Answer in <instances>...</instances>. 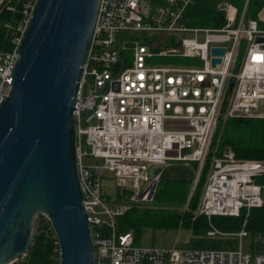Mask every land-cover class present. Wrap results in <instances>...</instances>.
<instances>
[{
  "label": "built area",
  "instance_id": "built-area-1",
  "mask_svg": "<svg viewBox=\"0 0 264 264\" xmlns=\"http://www.w3.org/2000/svg\"><path fill=\"white\" fill-rule=\"evenodd\" d=\"M192 1L98 0L72 113L93 264H264V253L244 252V227L229 234L209 222L264 206L257 183L264 162L237 160L231 151L211 162L196 215L207 221L206 238L234 237L233 249L140 247L131 232L116 231L122 209L104 197L108 177L114 191L150 202L160 176L152 168L199 162L221 119H264V29L258 20L220 29L189 27ZM35 3L0 0V102L9 93L16 49ZM231 10L227 6L230 24L236 14ZM133 33L137 37L126 42ZM211 48L225 50L215 68ZM153 59L167 61L151 64ZM85 157L100 164L85 165Z\"/></svg>",
  "mask_w": 264,
  "mask_h": 264
},
{
  "label": "water",
  "instance_id": "water-1",
  "mask_svg": "<svg viewBox=\"0 0 264 264\" xmlns=\"http://www.w3.org/2000/svg\"><path fill=\"white\" fill-rule=\"evenodd\" d=\"M97 4L36 0L16 49L0 102V264L26 254L37 216L50 225L57 264H93L72 113ZM224 52L210 49L211 68Z\"/></svg>",
  "mask_w": 264,
  "mask_h": 264
},
{
  "label": "trees",
  "instance_id": "trees-1",
  "mask_svg": "<svg viewBox=\"0 0 264 264\" xmlns=\"http://www.w3.org/2000/svg\"><path fill=\"white\" fill-rule=\"evenodd\" d=\"M159 0H153L158 2ZM264 0H193L186 10V19L189 27L203 29H220L225 25V7H232L247 20H257L258 13ZM260 25V24H259ZM1 38V37H0ZM243 46V45H242ZM240 62V57H239ZM226 122L225 125L222 124ZM220 125V126H219ZM222 130L216 140L219 142L213 160L221 156L222 149L229 148L237 160L264 162V119H221L218 126ZM210 168V167H209ZM206 172L199 201L205 185ZM204 174L202 170L201 175ZM198 178L197 183L201 179ZM185 180H168L159 176L157 187L151 205L140 208L133 205L115 218L118 233L132 232L137 243L139 231L143 229L167 230L185 228L192 235L201 234V239L191 243L195 248L233 249L236 238L217 236L206 238L208 224L204 217L193 215L187 208L197 207V196L188 197L189 182ZM257 183L264 186V176L258 178ZM107 201V196H104ZM149 203V204H150ZM197 211V208H196ZM190 214V216L187 215ZM210 224L222 233H237L243 227L248 235L264 232V206L246 211L241 210L238 217L217 216L210 219ZM25 256L18 258L12 264H56V241L49 223L38 220ZM42 227V228H41ZM44 229V230H42ZM47 231V232H44ZM205 238V239H204Z\"/></svg>",
  "mask_w": 264,
  "mask_h": 264
},
{
  "label": "rangeland",
  "instance_id": "rangeland-1",
  "mask_svg": "<svg viewBox=\"0 0 264 264\" xmlns=\"http://www.w3.org/2000/svg\"><path fill=\"white\" fill-rule=\"evenodd\" d=\"M226 10H227V7L224 8L225 15H227ZM230 12L236 13L233 16L234 22L230 24L227 17L225 16V25L223 27H226V25L228 27L238 26L244 18V16L241 17L239 12L235 9H234V11L231 10ZM259 13L262 14V17H264V3L262 5ZM134 37H137L136 33H133L130 36V38H125L124 40L126 42H130L131 39ZM197 41L198 42L201 41L200 36L197 37ZM241 50H242V48H240V50H239V55H238L236 66L234 67V72H236L240 66L239 56L241 55ZM128 56L130 57V53H128ZM158 61H159V59H153L151 61V64H156V63H158ZM166 61L167 60H161V61H159V63H166ZM187 63L193 64L194 66L199 65L197 60H187ZM225 123L226 122H223L222 124L225 125ZM220 132H222V130L219 129V127H217L214 130L213 135H211V137L209 139L206 152H205L203 158H201L199 162H168L164 167L152 168L150 170V172H153L156 174L158 173L160 175V177L164 180L165 179L174 180V181L185 180L183 182H186V181L189 182L191 184V186L189 188L188 197L190 198L191 196H193L195 194L197 196V203H198L200 193L202 190V184L204 182V177L206 175V172H208L210 169L209 167L211 166V162H213V157H214L213 153L215 152V150L217 149V145L219 144V142H217V144H216V140H217L218 134ZM229 152H230V149L226 147V148L222 149L221 156H218V157L222 158L226 153H229ZM82 161H83V164H85V165L100 164V160L92 159L89 157H85ZM202 170H204L203 175H201ZM200 175H201V179L199 180V184H198L197 181H198V178ZM103 181H104L103 193L105 196L107 195L108 203L111 204L112 206H116V205L119 206L122 209V212L129 209L133 205H138V206H140V208H148L147 206L151 205L150 202L152 200L150 202H147V203L146 202H134L130 199V196L132 195L130 192L122 193V192H119L117 190L114 191L115 189L113 188L112 181L109 180L108 177L104 178ZM103 181H102V183H103ZM156 187H157V185H156ZM110 208H112V207H110ZM196 208H197V204L193 208H187V210H189L191 212V214L193 213V215L190 217V220H192L194 217H196ZM187 215L190 216V214H188V213H187ZM38 220H41L44 223L47 222V220L43 216H37L35 221H34L33 229H36V224H37L36 222ZM42 230H44V229H42ZM44 232H47V231H44ZM139 232H140V234L138 236L137 245L140 247H144V248L153 247L156 249H168L171 247L180 248V247L190 246L191 243L198 241L199 239H201V236H203L201 234H197V235L193 236L191 231L187 230L185 228L167 229V230L143 229ZM132 235L134 237L133 233H132ZM219 237L224 238L223 236H219ZM243 250L246 253H252L251 247H250V241H249L248 237H246L243 240ZM56 252H57V248H56ZM56 264H57V258H56Z\"/></svg>",
  "mask_w": 264,
  "mask_h": 264
},
{
  "label": "crops",
  "instance_id": "crops-1",
  "mask_svg": "<svg viewBox=\"0 0 264 264\" xmlns=\"http://www.w3.org/2000/svg\"><path fill=\"white\" fill-rule=\"evenodd\" d=\"M260 13H258L257 20L260 24V27L264 29V17H262V14ZM262 192H263V199H264V186L262 187ZM248 239L250 241V247H251L252 253H264V232L254 234L253 236L248 235Z\"/></svg>",
  "mask_w": 264,
  "mask_h": 264
}]
</instances>
